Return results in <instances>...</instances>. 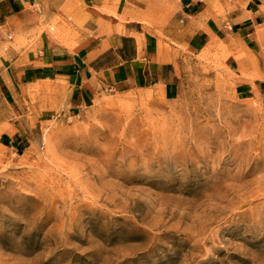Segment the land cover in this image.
Listing matches in <instances>:
<instances>
[{
	"label": "rangeland",
	"instance_id": "1",
	"mask_svg": "<svg viewBox=\"0 0 264 264\" xmlns=\"http://www.w3.org/2000/svg\"><path fill=\"white\" fill-rule=\"evenodd\" d=\"M226 58L78 110L0 71V264H264V91Z\"/></svg>",
	"mask_w": 264,
	"mask_h": 264
},
{
	"label": "crops",
	"instance_id": "2",
	"mask_svg": "<svg viewBox=\"0 0 264 264\" xmlns=\"http://www.w3.org/2000/svg\"><path fill=\"white\" fill-rule=\"evenodd\" d=\"M65 17L68 48L44 29ZM205 51L227 52L264 91V0H0L1 73L20 92L36 83L38 99L45 84L66 86L70 110L102 88L172 89L186 58Z\"/></svg>",
	"mask_w": 264,
	"mask_h": 264
}]
</instances>
